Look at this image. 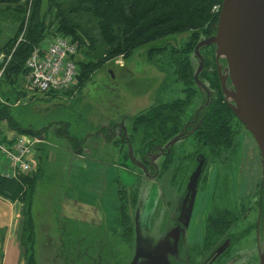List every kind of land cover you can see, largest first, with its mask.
<instances>
[{
    "label": "rangeland",
    "instance_id": "1",
    "mask_svg": "<svg viewBox=\"0 0 264 264\" xmlns=\"http://www.w3.org/2000/svg\"><path fill=\"white\" fill-rule=\"evenodd\" d=\"M223 2L216 0L212 14L220 16L216 9L222 8ZM47 4L42 0L40 14L47 18V29L39 48L65 36L77 46L78 62L95 65L96 69L82 88L54 94H40L23 86L25 91H21L24 67L18 73L22 75L16 79L18 84L0 79V107L9 113V119L0 120V143L10 146L19 137L5 127L9 121L31 130L40 141L34 144L35 170L10 179L17 184L9 189V198L20 202L22 210L13 258L19 259V264H134L135 257L143 254L166 264H264V159L254 136L235 115L231 121L234 150L222 162L209 156L207 146H197L200 143L189 128L200 110L219 96L207 75L218 73L219 80L220 74L228 75L222 71L228 68L227 62L216 46L200 48L203 69L199 72L196 50L216 33L206 37L208 24L200 21L197 30L187 29L161 41V46L168 48L184 47L183 59L189 58L193 65L194 92L185 113L184 132L170 141L184 134L173 147L172 174L161 177L158 170L165 164L162 155L146 159L148 149L136 140L128 145L131 137L115 126L129 129L130 117L156 101L183 100L181 83L173 71L165 81L158 73L156 55L146 52L153 45L140 48L131 58L114 57L113 47L96 28L99 20L82 13L86 7L71 15V2L60 3L68 22L90 36L82 35L81 43L61 34L57 9L50 13ZM4 6L0 4V10ZM1 21L5 25L0 24V49L8 38L15 37L7 27L10 21ZM209 54L213 55L214 67ZM10 60L11 55L0 52V66ZM222 94L230 107L234 105L225 90ZM8 132L16 135L11 142L4 139ZM75 142L84 143L79 152L74 150ZM96 186L103 193L93 194L91 189ZM99 196L90 208L89 202L93 204ZM76 197L85 198L86 205L75 203ZM224 212L232 220L227 234L215 251L204 253L209 219ZM30 220L33 255L25 242L29 233H24V225Z\"/></svg>",
    "mask_w": 264,
    "mask_h": 264
},
{
    "label": "trees",
    "instance_id": "2",
    "mask_svg": "<svg viewBox=\"0 0 264 264\" xmlns=\"http://www.w3.org/2000/svg\"><path fill=\"white\" fill-rule=\"evenodd\" d=\"M67 1L71 2L72 5L68 9L69 14H78V8L86 7V10L82 11V13L94 16L99 20L100 25H96V28L99 29L100 35L104 37L107 43L113 47L112 55L114 57L131 58L140 48L153 45L146 52L147 55H156L157 58L154 61V65L158 73L164 76L165 81L166 76L173 71L176 80L181 83L182 93L185 95L183 100L176 99L167 103L156 101L144 112L130 117L131 127L129 129L123 126H115L120 127L128 133L127 136L131 137V141H126L128 145L130 144L129 142L132 143L136 140L139 141L141 147L148 149L146 159L155 154L162 155L165 164L158 170V175L163 177L164 175L172 174L170 169L174 163L175 154L173 147L176 143L169 148H167L166 144H170V141L175 136L184 132L186 124L184 121L185 113L194 98L192 88L193 65L189 58L183 59L182 53L185 50L183 46L179 49L168 48V46L165 47L166 44L161 46V41L168 37L179 35L178 33H183L187 29L197 30L200 21L208 24L204 34L206 37L215 34L219 16L212 14L211 11L216 0H47L50 13L55 8L57 9L56 20L58 21L59 32L71 37L75 42L80 41L82 43L83 37L81 36L89 37L90 35L87 33L86 35L80 26L76 27L65 18L64 13L61 12L60 3ZM0 4L5 5L4 9L0 10V24L5 25L1 21V18H5L11 23V25L7 26L9 31L15 32V37L8 38L3 48L0 49V52H3L6 56L11 55L10 62L0 66V71L3 68L5 69L0 79H7L11 85H16L12 83L22 76H18V73L25 67L26 61L34 50L39 48L45 37L47 18L45 15L41 17L40 14L42 0H7L5 2L1 1ZM6 14L9 15V18L4 16ZM182 20H185L183 25L179 24ZM0 34H3L1 29ZM157 42L159 44L156 48L154 46ZM187 45L189 46L190 44ZM213 48L215 46H212ZM172 54L178 56L175 57ZM212 56L209 54V61L212 64L211 66L214 67ZM76 62L81 70L77 87L80 88L81 86L82 88L84 83L92 79L96 66L78 62L77 58ZM23 75H25V70ZM207 76L210 82L213 83L211 86L219 91V96L214 97L216 98L215 100L214 98L211 99L209 106L200 110L198 116L194 118L195 123L190 124L189 128L193 129L194 139L200 143L197 146H207L209 156H213L215 161L218 159V161L224 162L223 159L226 161V154L234 150L235 134L231 129V121L233 118L236 119V116L229 104L225 102V95L222 94V84H219L221 79H218V73L216 75L211 72ZM223 80H225L228 89L232 88L230 80L227 81L225 75ZM228 82L229 84H227ZM6 110L7 108L2 109L0 107L1 121L9 119V113ZM5 127H8L18 135H34L31 130L21 129L17 123L10 121ZM102 132L108 131L102 130ZM125 140L123 139L122 142L124 143ZM83 144L75 142L74 150L79 152ZM149 164L151 165V163ZM151 167L154 171L157 170L155 166L152 165ZM181 171H184L183 168H181ZM22 179L24 181L27 180L26 178ZM16 184V181L0 177V194L9 198V189L13 185L16 186ZM2 190L5 192H2ZM231 221L226 212L221 216L217 214L209 219L204 253L215 251L216 246L227 234ZM129 224L131 225L133 222H129ZM24 226V233H29L25 242L26 245H29H27L30 249L29 252L33 255L31 248L34 247V240L32 239L31 220L28 226L26 223ZM30 234L32 235L29 237ZM31 264H33L32 261Z\"/></svg>",
    "mask_w": 264,
    "mask_h": 264
},
{
    "label": "water",
    "instance_id": "3",
    "mask_svg": "<svg viewBox=\"0 0 264 264\" xmlns=\"http://www.w3.org/2000/svg\"><path fill=\"white\" fill-rule=\"evenodd\" d=\"M216 46L227 62L234 91L222 89L233 100L232 111L254 136L264 159V0H224L216 34L202 41L197 50ZM174 139L167 148L179 141ZM134 264H166L158 258L139 254Z\"/></svg>",
    "mask_w": 264,
    "mask_h": 264
},
{
    "label": "built area",
    "instance_id": "4",
    "mask_svg": "<svg viewBox=\"0 0 264 264\" xmlns=\"http://www.w3.org/2000/svg\"><path fill=\"white\" fill-rule=\"evenodd\" d=\"M221 9L219 6L216 11L220 13ZM77 55V46L59 36L44 48L36 49L24 67L27 88L40 94H54L77 87L81 76ZM39 142L33 136L19 135L10 146L0 143V155L6 161L0 160V164L7 163L0 167V177L10 180L32 173L36 165L34 144Z\"/></svg>",
    "mask_w": 264,
    "mask_h": 264
},
{
    "label": "crops",
    "instance_id": "5",
    "mask_svg": "<svg viewBox=\"0 0 264 264\" xmlns=\"http://www.w3.org/2000/svg\"><path fill=\"white\" fill-rule=\"evenodd\" d=\"M22 83H21V87L23 86L24 88H27V84H26V80L25 77H22ZM13 84H18L17 82L13 83ZM20 85V84H19ZM20 89L21 91H25V89L23 90ZM14 138H16V135L14 132H8L5 135L4 139H7L9 142H11ZM0 160L5 161L4 157L0 155ZM1 161V162H2ZM6 162V161H5ZM2 162V164H0V167H4V165H6L7 163ZM4 164V165H3ZM92 182V181H91ZM93 183H97V182H93ZM97 185V184H95ZM98 187L96 186L93 189H91V191L93 192V194H100L103 193L101 191H99V189H97ZM86 189H83V191ZM104 190V189H103ZM75 192V191H74ZM100 199V196L98 198H94L93 199V204H92V200L89 202V207L91 208L92 205H94V200L98 201ZM75 203H80V202H84L86 205V201L85 198H78L76 197L74 199ZM87 207V208H89ZM77 213V212H76ZM22 216V210H21V203L18 201H13L10 198L6 197V196H2L0 195V252L3 251V258H2V263L1 264H19L20 261L17 258L14 259L13 256L16 255L15 253V248L16 247V242H17V229H18V222H19V218H21ZM14 249V252L10 253V250ZM23 264V263H21Z\"/></svg>",
    "mask_w": 264,
    "mask_h": 264
},
{
    "label": "flooded vegetation",
    "instance_id": "6",
    "mask_svg": "<svg viewBox=\"0 0 264 264\" xmlns=\"http://www.w3.org/2000/svg\"><path fill=\"white\" fill-rule=\"evenodd\" d=\"M223 72H224L225 74L228 73L227 68H225V69L223 70ZM222 78H224L223 73H222ZM226 79H227V81L230 80V78H229V73H228V75H226ZM224 82H225V81H224ZM230 82H231V81H230ZM231 85H232V84H231ZM225 87H226V82H225ZM227 91H231V92H233V91H234L233 85H232V88L228 89Z\"/></svg>",
    "mask_w": 264,
    "mask_h": 264
},
{
    "label": "bare ground",
    "instance_id": "7",
    "mask_svg": "<svg viewBox=\"0 0 264 264\" xmlns=\"http://www.w3.org/2000/svg\"><path fill=\"white\" fill-rule=\"evenodd\" d=\"M221 11H222V9H221ZM220 14H221V12H220ZM35 50H36V49H35ZM35 50H34V51H35ZM32 54H33V53H32ZM24 77H25V75H24ZM223 82H224V80H223ZM224 83H225V82H224ZM136 258H137V257H135L134 261H136Z\"/></svg>",
    "mask_w": 264,
    "mask_h": 264
}]
</instances>
